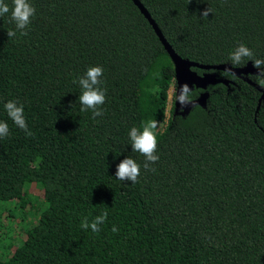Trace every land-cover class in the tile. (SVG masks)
Listing matches in <instances>:
<instances>
[{
    "label": "trees",
    "instance_id": "1",
    "mask_svg": "<svg viewBox=\"0 0 264 264\" xmlns=\"http://www.w3.org/2000/svg\"><path fill=\"white\" fill-rule=\"evenodd\" d=\"M139 1L182 58L233 66L230 54L244 44L253 57L235 67L264 61V0ZM29 3L27 35L10 12L0 17V121L9 127L0 138V201H13V220L29 209L38 215L12 252L0 245L10 253L0 264H264L261 93L216 71L228 86H209L205 108L168 118L174 67L132 0ZM92 66L103 68L105 90L95 118L78 100ZM259 69L247 76L264 89ZM9 100L23 105L31 136L8 117ZM149 120L158 122L159 159L145 169L129 132ZM128 156L140 165L135 184L115 177ZM33 185L41 194L30 195ZM104 212L99 232L81 227Z\"/></svg>",
    "mask_w": 264,
    "mask_h": 264
},
{
    "label": "clouds",
    "instance_id": "2",
    "mask_svg": "<svg viewBox=\"0 0 264 264\" xmlns=\"http://www.w3.org/2000/svg\"><path fill=\"white\" fill-rule=\"evenodd\" d=\"M12 8L9 5L0 0V17L8 14L10 12V20L15 23L17 30H20L21 35H27L24 31L26 27L30 24L31 18L35 14V8L29 3V0H12ZM211 12L210 8L203 11L202 16L207 17L208 13ZM9 38L16 35L15 31H7ZM252 58V51L246 47L244 44H240L234 52L230 54V61L232 65H241L243 58ZM264 65V61L260 59L253 60V66L255 68H261ZM103 76V68L101 66L89 67L86 73L79 78V85L82 89L78 100L81 104V111L92 110L93 118L103 114L102 109L98 106L105 102V90L100 87L102 83L101 77ZM190 86L185 83L180 85L179 93L176 97L177 102L181 106H188L192 103L189 99ZM4 108L7 112L8 117L13 121V123L24 130L26 135L31 136L32 132L28 129L25 117L23 105H17L15 101L9 100L4 104ZM158 128V122L155 120H149L143 124L142 131L137 127H132L129 132V137L131 141L132 151L138 152L145 157L143 167L149 169L150 163H155L158 161L159 156L156 155L157 149V135L156 130ZM9 134V127L7 122L0 121V138L6 137ZM155 171V169H151ZM140 175V165L132 157H127L123 159L117 166V171L115 177L118 180L125 181L129 180L131 183L135 184ZM108 213L104 212L102 215L95 217V219L89 223L87 218L81 223V227L87 230L89 227L92 232L97 233L100 231V225L104 223L107 219ZM118 229L113 227L112 231L116 232Z\"/></svg>",
    "mask_w": 264,
    "mask_h": 264
},
{
    "label": "water",
    "instance_id": "3",
    "mask_svg": "<svg viewBox=\"0 0 264 264\" xmlns=\"http://www.w3.org/2000/svg\"><path fill=\"white\" fill-rule=\"evenodd\" d=\"M132 2L137 6L139 11L146 18V20L152 27L153 31L155 32L156 36L158 37L159 41L161 42L164 50L167 52L168 56L172 61L174 67V82H175V90H174L175 113L181 108L183 109L181 115H185L190 111V109L194 105H199L200 107L205 108L206 99L209 95L207 91L202 92L199 95V97L191 100L192 101L191 104H189L188 106H181L176 99L179 93L180 85L187 83L190 86L191 90L193 88L205 90L209 85H215L217 83H222L228 86L229 82L231 81L225 78H219L217 76L216 71H223L238 78H242L243 80L251 84L253 87H255L261 93L258 100L257 108H259L261 102H264V89L260 85L251 81L247 76L249 74H259L260 73L259 68H255L251 63H247L242 67H233L229 63L202 64L195 62L193 60H189L187 58H182L174 51V49L171 47L169 42H167L166 38L164 37L163 33L161 32L155 20L151 17L146 7L139 0H132ZM193 68L201 69L203 70V73L198 74Z\"/></svg>",
    "mask_w": 264,
    "mask_h": 264
},
{
    "label": "rangeland",
    "instance_id": "4",
    "mask_svg": "<svg viewBox=\"0 0 264 264\" xmlns=\"http://www.w3.org/2000/svg\"><path fill=\"white\" fill-rule=\"evenodd\" d=\"M174 85H171L169 90H168V105H167V113L169 112L170 109V103L172 102V96L174 94ZM163 123L161 124V128ZM31 194L30 195H38L41 194V191H39V187H36L35 185L32 186L31 188ZM5 201H0V212L1 209H8L9 212L12 215H9L7 213L6 219H4L3 213L0 214V230L3 232V236L0 238V245H4L7 243L6 248H9L12 252V250L20 245L22 241L25 238V235L28 232V229L33 226V224L36 221V217L38 215V209H29V213H26V217L24 218H16L13 220L14 217H16V207L12 203L13 201H8L5 202L3 205L2 203ZM42 203V201H41ZM40 203V205H41ZM6 207V208H4ZM14 215V216H13ZM10 253H3V251L0 250V258H6Z\"/></svg>",
    "mask_w": 264,
    "mask_h": 264
},
{
    "label": "flooded vegetation",
    "instance_id": "5",
    "mask_svg": "<svg viewBox=\"0 0 264 264\" xmlns=\"http://www.w3.org/2000/svg\"><path fill=\"white\" fill-rule=\"evenodd\" d=\"M218 72V71H217ZM203 73V70L201 71V73H199V74H202ZM220 78V77H219ZM218 84V83H217ZM209 86H211V85H209ZM208 86V87H209ZM208 87L205 89V90H203V89H198V88H196V89H198L199 91L197 92V94L195 95V97H193V98H189L190 100H193V99H196L197 97H199V95L202 93V92H205V91H207L208 92V94H209V91H208ZM174 88H175V86H174ZM193 89H195V88H193ZM192 89V90H193ZM209 96V95H208ZM208 98V97H207ZM174 101H175V92H174V94H173V96H172V102L170 103V109H172L173 110V112H170V109H169V112H168V118L169 117H171V116H174V115H176V114H178V115H181V112L183 111V109H179L176 113H175V111H174ZM206 101H207V99H206ZM195 106H199V105H194L193 107H195ZM192 107V108H193ZM191 108V109H192ZM190 109V110H191ZM190 112V111H189ZM188 112V113H189ZM187 113V114H188ZM187 114H185V115H187ZM185 115H182V116H185Z\"/></svg>",
    "mask_w": 264,
    "mask_h": 264
},
{
    "label": "built area",
    "instance_id": "6",
    "mask_svg": "<svg viewBox=\"0 0 264 264\" xmlns=\"http://www.w3.org/2000/svg\"><path fill=\"white\" fill-rule=\"evenodd\" d=\"M166 115L168 116V113Z\"/></svg>",
    "mask_w": 264,
    "mask_h": 264
}]
</instances>
